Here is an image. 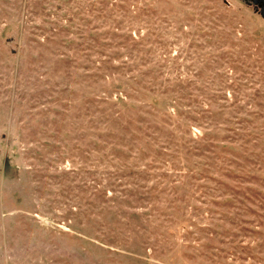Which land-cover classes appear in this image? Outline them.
<instances>
[{"label": "rangeland", "instance_id": "rangeland-1", "mask_svg": "<svg viewBox=\"0 0 264 264\" xmlns=\"http://www.w3.org/2000/svg\"><path fill=\"white\" fill-rule=\"evenodd\" d=\"M0 264H264L263 17L0 0Z\"/></svg>", "mask_w": 264, "mask_h": 264}, {"label": "water", "instance_id": "water-1", "mask_svg": "<svg viewBox=\"0 0 264 264\" xmlns=\"http://www.w3.org/2000/svg\"><path fill=\"white\" fill-rule=\"evenodd\" d=\"M247 5L253 7L256 13H259L264 19V0H244Z\"/></svg>", "mask_w": 264, "mask_h": 264}]
</instances>
